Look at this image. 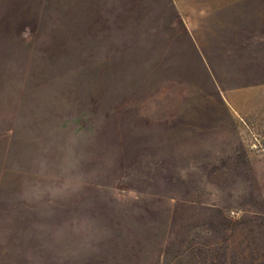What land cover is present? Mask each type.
<instances>
[{
  "label": "rangeland",
  "instance_id": "rangeland-1",
  "mask_svg": "<svg viewBox=\"0 0 264 264\" xmlns=\"http://www.w3.org/2000/svg\"><path fill=\"white\" fill-rule=\"evenodd\" d=\"M33 13L0 32V264H188L182 204L264 207V0Z\"/></svg>",
  "mask_w": 264,
  "mask_h": 264
},
{
  "label": "crops",
  "instance_id": "crops-1",
  "mask_svg": "<svg viewBox=\"0 0 264 264\" xmlns=\"http://www.w3.org/2000/svg\"><path fill=\"white\" fill-rule=\"evenodd\" d=\"M40 0H0V32H34L32 29H11L10 23H22L30 26L31 19L40 17L33 13ZM219 110V109H218ZM225 112L232 121L229 126L230 137L238 136L242 123L238 121L240 110L234 106H226L219 111L206 110L205 113ZM222 123H208L206 128L223 129ZM264 161V154H259ZM172 209L176 204L173 203ZM184 210H197L198 234L184 237L182 241L189 243L178 252V257H187L197 261L188 264H264V207L227 206L221 202L200 201L182 204ZM158 256V264L161 263Z\"/></svg>",
  "mask_w": 264,
  "mask_h": 264
}]
</instances>
